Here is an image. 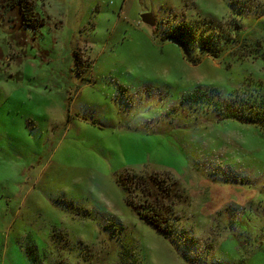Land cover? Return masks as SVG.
<instances>
[{
	"label": "rangeland",
	"instance_id": "374dc122",
	"mask_svg": "<svg viewBox=\"0 0 264 264\" xmlns=\"http://www.w3.org/2000/svg\"><path fill=\"white\" fill-rule=\"evenodd\" d=\"M240 7L235 16L228 0H37L38 30L0 26V264H264V134L184 100L248 79L264 92V15ZM205 19L244 28L219 58L191 48L194 64L167 35ZM114 169L181 181L177 237L139 218Z\"/></svg>",
	"mask_w": 264,
	"mask_h": 264
},
{
	"label": "trees",
	"instance_id": "16d2710c",
	"mask_svg": "<svg viewBox=\"0 0 264 264\" xmlns=\"http://www.w3.org/2000/svg\"><path fill=\"white\" fill-rule=\"evenodd\" d=\"M36 1L0 0V26L6 24L12 27L19 23L25 30H38L44 25L45 19L35 10ZM238 2L246 6L247 12L253 10L257 16L264 15V8L260 6L253 8V1L228 0L235 16L243 15L244 11V7L237 8ZM14 10L17 11L18 16L10 15ZM247 12L245 9L244 13ZM219 24L220 22L214 19H205L204 23H192V25L185 21L174 26L167 37L178 41L187 52L185 59L196 64L200 61V57L192 58L191 48L196 47L211 57L219 58L237 43L236 32L241 31L242 22L235 20L231 25L232 28L227 31ZM246 45L247 42L241 45L245 48L244 51H247ZM258 45H261V41L255 43V46ZM252 52L250 48L247 55ZM240 86L241 88L232 89L227 93H223L216 86L195 87L186 93L184 100L195 106L203 107L204 104V108L212 112L218 120L235 119L240 123L259 127L264 134V92L261 84L248 79ZM119 184L126 193V203L136 211L143 222L151 225L166 239L173 240L178 236L173 205L188 199V193L179 179L170 174L132 171L123 174Z\"/></svg>",
	"mask_w": 264,
	"mask_h": 264
},
{
	"label": "snow or ice",
	"instance_id": "6c2138e0",
	"mask_svg": "<svg viewBox=\"0 0 264 264\" xmlns=\"http://www.w3.org/2000/svg\"><path fill=\"white\" fill-rule=\"evenodd\" d=\"M208 2V0H201V3L206 4ZM145 19V17H144ZM146 23L149 24H153L155 25L156 21L153 20V18L150 16L149 19H145ZM251 74V73H250ZM262 78H264V73L260 74ZM98 148L103 151V144L102 142L96 141ZM120 167H123V165H120ZM114 171H117L116 169H114ZM117 176L118 179L122 180L123 177V173H120L117 171ZM8 179L7 176L3 175L2 170H0V182L6 181ZM124 187H127L126 185H123ZM46 194L48 195L49 199H52L53 201L59 203L60 200L62 199V197L60 196V194L52 189H48ZM137 212H139V209H137ZM130 228H132L133 230L135 229V225H129ZM261 229L264 230V223H261L260 225ZM224 261H228L230 259H232L231 257H227L225 256Z\"/></svg>",
	"mask_w": 264,
	"mask_h": 264
},
{
	"label": "water",
	"instance_id": "95a60500",
	"mask_svg": "<svg viewBox=\"0 0 264 264\" xmlns=\"http://www.w3.org/2000/svg\"><path fill=\"white\" fill-rule=\"evenodd\" d=\"M150 16H151V17L153 18V20L155 21L154 15H153L151 12H145V13L141 14V20H142L144 23H146L145 19H149ZM144 17H145V19H144ZM146 24H148V25H150V26H154L153 24H149V23H146Z\"/></svg>",
	"mask_w": 264,
	"mask_h": 264
}]
</instances>
